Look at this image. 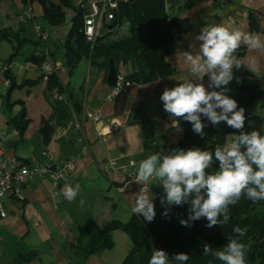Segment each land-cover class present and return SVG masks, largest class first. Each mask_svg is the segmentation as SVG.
<instances>
[{"label":"crops","instance_id":"obj_1","mask_svg":"<svg viewBox=\"0 0 264 264\" xmlns=\"http://www.w3.org/2000/svg\"><path fill=\"white\" fill-rule=\"evenodd\" d=\"M54 1L59 3V0ZM70 1L75 6L85 3L89 8L94 0ZM166 10L170 18L187 20L194 26L180 38L174 53L168 57L175 74L135 86L127 95L108 100L111 92L108 73L89 60H83L73 73L65 68L63 43L74 16L71 10L65 11L66 28H48L38 1L0 0V29H9L17 38L28 40L22 54L16 56H13L15 50L11 43H0V133L14 130L12 120L25 114L30 122L24 140L21 142L20 135L14 137L7 146L10 154L27 164L37 165L45 162L47 148L60 162L76 160L75 172L58 195L54 194L52 180L44 178L29 181L22 199H7L8 216L0 220V264H121L131 245L130 239L116 230L112 233L114 247L97 250L104 241L100 231L111 221L125 223L136 214L132 211L133 194L138 193L144 183L155 202L161 182L139 181V164L158 153L156 146L164 136L170 143H181L184 127L189 125L182 118L165 112L160 96L165 88L171 89L179 83L198 82L202 78L205 86L209 83L208 76L197 77L191 73L190 64L182 53L195 54L199 47L195 37L205 26L231 22L242 32L251 33V15L258 19L262 32L256 34L264 40V0H166ZM36 42H40L37 47ZM241 46L247 51L238 58L241 66L233 69L234 79L227 87L232 92L249 85L264 90V48L255 49L244 43ZM46 54L48 65L53 62L57 67L61 82L82 92L77 93L76 100L80 101L77 107L70 110L72 120L58 127L49 145L44 147L38 134L54 123V112L44 93V79L32 90L20 89L14 83L9 86L6 71L10 70L9 76L17 85L39 79L44 70L31 60ZM130 72L129 66L121 64L118 68L119 75L128 76ZM9 95L12 101H21L24 107L3 106V100ZM141 109L146 110L147 120L138 123L134 121V114ZM95 116L99 120H95ZM173 119L179 121L176 127H172ZM78 120L80 127L76 129ZM114 123H118L120 129L104 135ZM132 171L136 172L135 177H130ZM77 184L80 190L75 199H65L62 190Z\"/></svg>","mask_w":264,"mask_h":264},{"label":"trees","instance_id":"obj_2","mask_svg":"<svg viewBox=\"0 0 264 264\" xmlns=\"http://www.w3.org/2000/svg\"><path fill=\"white\" fill-rule=\"evenodd\" d=\"M38 1L43 7V18L51 27L66 28V10H71L74 16L69 21V32L63 43L65 48V68L73 73L83 60H89L93 66L108 73L109 63L114 60L115 67L121 64L129 66L131 72L125 76V84L133 88L147 85L160 79L168 78L175 74V70L168 61L180 38L193 30V24L187 20L170 18L166 10V0H122L116 9H107L102 17V28L92 43L87 41L85 21L89 15V8L85 3L75 6L70 0H33ZM113 14V19L108 20V14ZM249 31L261 33L258 19L250 16ZM27 39L17 38L9 29H0V43L7 42L14 46L13 56L22 54ZM40 42H36L35 46ZM247 51L245 46H240L235 55L243 56ZM49 57L44 55L39 58V67L44 73L39 79L27 80L22 85L12 81L8 73V83H14L20 89L32 90L44 79V93L54 112V123L42 128L38 139L44 147L52 140L58 127L72 120L71 109L77 107V93L82 89L74 90L69 85H64L55 64L48 65ZM50 66L52 71H47ZM12 81V82H11ZM219 91V89H216ZM231 98L238 102L239 107L245 108L246 120L257 123L255 126L245 125L244 131L257 130L264 135V90L257 85L242 86L238 92H228ZM2 105L6 108L15 106L24 107L21 101H12V96L5 97ZM25 114L15 117L10 124L18 132V136L25 135L30 121ZM147 114L145 109L135 112V122H145ZM79 121V120H78ZM80 122V121H79ZM202 122H208L202 117ZM259 125L261 127H259ZM184 138L181 145L170 143L163 137L156 146L160 154H168L173 149L188 150L200 148L211 150L222 146L230 134H239L237 130L228 127L224 122L216 126L208 125L204 128L203 138L192 130V124L184 127ZM8 132V131H6ZM3 133V132H2ZM1 134V133H0ZM10 142L7 144L9 147ZM7 147V148H8ZM9 150V149H8ZM47 150V148H46ZM45 150V154L48 150ZM10 151V150H9ZM23 162V161H22ZM24 164H27L23 162ZM30 165V164H29ZM218 162L208 171L217 170ZM163 188L155 198V218L148 222L139 214H134L127 222L111 221L100 231L104 236L103 243L98 249H112L114 241L112 233L121 230L130 239V247L121 264H148L153 251L164 250L169 255V264H178L172 258L179 253H187L189 259L186 264H223L218 258L209 253L204 254V245L208 244L215 250H223L232 238H238L246 245V264H264V200L253 202L241 197L235 204L229 206L230 220L227 224L221 223L212 228L206 227L208 221L201 218L199 221L190 222L191 226L180 224L181 219L189 216L190 203L180 206L161 204L164 198ZM167 212L168 215H164ZM222 219V218H221ZM239 226L245 230L243 237H238L233 229ZM29 260L27 256L20 257Z\"/></svg>","mask_w":264,"mask_h":264},{"label":"clouds","instance_id":"obj_3","mask_svg":"<svg viewBox=\"0 0 264 264\" xmlns=\"http://www.w3.org/2000/svg\"><path fill=\"white\" fill-rule=\"evenodd\" d=\"M195 40L199 42L195 54L189 51L182 54L190 64L191 73L197 77L208 76L209 83L205 86L202 78L198 82L187 81L171 89L165 88L160 96L163 108L171 117L191 123L193 132L202 138L205 127L221 122L239 134H230L214 152L191 148L152 154L140 162L137 177L142 182L152 179L161 182L165 194L162 205L190 203L188 218L179 221L182 226H191L190 222L205 218L208 221L206 227L212 228L229 222V206L235 205L241 197L253 202L264 200V135L257 130L244 131L246 110L228 95L230 89L227 87L234 79L233 69L241 66L235 55L241 43L261 49L264 40L259 34L242 32L231 22L202 27ZM202 117L207 124L202 122ZM77 123L80 125L79 121L75 125ZM178 123L173 119L172 127ZM216 162L217 170L208 171ZM79 190L77 184L62 191L64 198L72 201ZM133 197L132 211L148 222L153 221L156 212L152 194L140 190ZM233 231L238 237L245 235V230L239 226ZM246 251V245L238 238L230 239L223 250L214 251L210 245H204V254L211 253L223 264H246ZM172 259L178 264H186L189 255L179 253ZM148 264H169V255L164 250H155Z\"/></svg>","mask_w":264,"mask_h":264},{"label":"built area","instance_id":"obj_4","mask_svg":"<svg viewBox=\"0 0 264 264\" xmlns=\"http://www.w3.org/2000/svg\"><path fill=\"white\" fill-rule=\"evenodd\" d=\"M122 0H94L90 4L89 15L85 21L87 41L92 43L95 41L98 32L102 28V17L107 13V9H116ZM108 20L113 19V14H108ZM47 71L51 72L52 68L47 67ZM131 90L129 85L125 84V76L118 75L116 86L111 88L107 99L113 100L119 96L127 95ZM99 120V117H94ZM76 128L80 125L77 123ZM120 128L118 123H114L104 131V135H111ZM18 136V132H3L0 134V220L6 219L8 214L5 209V203L10 197L18 199L23 198V190L29 181L41 180L49 178L53 182L54 194L58 195L64 183L76 170V160L70 159L60 162L52 152L45 154V162L43 164L29 165L24 164L15 155L10 154L7 144L14 137ZM114 165V163H113ZM136 172L132 171L130 177H135ZM141 190L148 192L149 188L146 183Z\"/></svg>","mask_w":264,"mask_h":264},{"label":"water","instance_id":"obj_5","mask_svg":"<svg viewBox=\"0 0 264 264\" xmlns=\"http://www.w3.org/2000/svg\"><path fill=\"white\" fill-rule=\"evenodd\" d=\"M32 63L33 64H38L39 63V58L37 57H33L32 58ZM117 76H118V71L115 67V63L114 60H111L109 63V71L107 74V83L110 87H114L117 83ZM178 145H181V143H179Z\"/></svg>","mask_w":264,"mask_h":264},{"label":"rangeland","instance_id":"obj_6","mask_svg":"<svg viewBox=\"0 0 264 264\" xmlns=\"http://www.w3.org/2000/svg\"><path fill=\"white\" fill-rule=\"evenodd\" d=\"M54 1V0H53ZM46 27L48 28H56V27H51L48 23L46 24ZM46 46H48L46 43H44ZM15 110V109H13ZM16 111V110H15ZM257 123L253 122V121H249V120H246V123L245 125H249V126H255ZM53 153V152H52ZM54 154V153H53ZM55 155V154H54ZM56 156V155H55Z\"/></svg>","mask_w":264,"mask_h":264}]
</instances>
